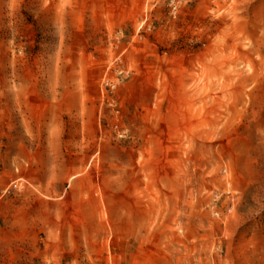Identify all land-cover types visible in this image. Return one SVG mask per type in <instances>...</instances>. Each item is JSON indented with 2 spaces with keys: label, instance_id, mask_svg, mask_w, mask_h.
<instances>
[{
  "label": "rangeland",
  "instance_id": "1",
  "mask_svg": "<svg viewBox=\"0 0 264 264\" xmlns=\"http://www.w3.org/2000/svg\"><path fill=\"white\" fill-rule=\"evenodd\" d=\"M0 264H264V0H0Z\"/></svg>",
  "mask_w": 264,
  "mask_h": 264
},
{
  "label": "built area",
  "instance_id": "2",
  "mask_svg": "<svg viewBox=\"0 0 264 264\" xmlns=\"http://www.w3.org/2000/svg\"><path fill=\"white\" fill-rule=\"evenodd\" d=\"M156 2H161L167 8L168 14L171 17H176L180 11L181 5L185 0H156ZM110 87H114V84H110Z\"/></svg>",
  "mask_w": 264,
  "mask_h": 264
}]
</instances>
